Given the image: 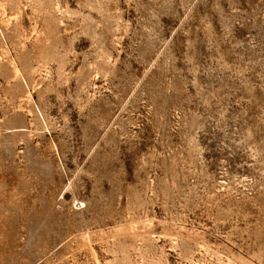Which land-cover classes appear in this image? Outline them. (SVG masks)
<instances>
[{"label": "rangeland", "instance_id": "374dc122", "mask_svg": "<svg viewBox=\"0 0 264 264\" xmlns=\"http://www.w3.org/2000/svg\"><path fill=\"white\" fill-rule=\"evenodd\" d=\"M0 264H264V0H0Z\"/></svg>", "mask_w": 264, "mask_h": 264}]
</instances>
